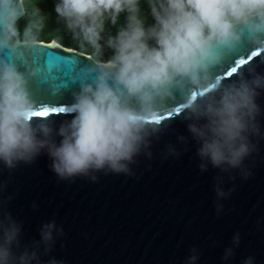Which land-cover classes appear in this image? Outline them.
Instances as JSON below:
<instances>
[{
	"label": "water",
	"instance_id": "95a60500",
	"mask_svg": "<svg viewBox=\"0 0 264 264\" xmlns=\"http://www.w3.org/2000/svg\"><path fill=\"white\" fill-rule=\"evenodd\" d=\"M24 14L0 0V264H264V11L150 72L11 42Z\"/></svg>",
	"mask_w": 264,
	"mask_h": 264
},
{
	"label": "trees",
	"instance_id": "16d2710c",
	"mask_svg": "<svg viewBox=\"0 0 264 264\" xmlns=\"http://www.w3.org/2000/svg\"><path fill=\"white\" fill-rule=\"evenodd\" d=\"M11 42H56L128 68L154 71L216 32L264 11V0H22Z\"/></svg>",
	"mask_w": 264,
	"mask_h": 264
},
{
	"label": "bare ground",
	"instance_id": "6f19581e",
	"mask_svg": "<svg viewBox=\"0 0 264 264\" xmlns=\"http://www.w3.org/2000/svg\"><path fill=\"white\" fill-rule=\"evenodd\" d=\"M223 26H224V25H223ZM52 45H54V43H53ZM110 64H112V63H108L107 65H110Z\"/></svg>",
	"mask_w": 264,
	"mask_h": 264
}]
</instances>
